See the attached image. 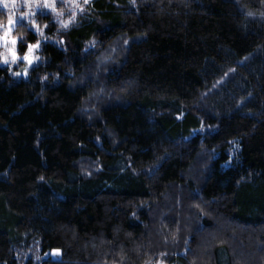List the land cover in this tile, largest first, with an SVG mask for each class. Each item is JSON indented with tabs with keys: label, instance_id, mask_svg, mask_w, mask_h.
<instances>
[{
	"label": "trees",
	"instance_id": "obj_1",
	"mask_svg": "<svg viewBox=\"0 0 264 264\" xmlns=\"http://www.w3.org/2000/svg\"><path fill=\"white\" fill-rule=\"evenodd\" d=\"M44 20L0 67V264H264V0Z\"/></svg>",
	"mask_w": 264,
	"mask_h": 264
},
{
	"label": "rangeland",
	"instance_id": "obj_2",
	"mask_svg": "<svg viewBox=\"0 0 264 264\" xmlns=\"http://www.w3.org/2000/svg\"><path fill=\"white\" fill-rule=\"evenodd\" d=\"M90 0H16V3L19 5L18 11L13 15L15 21L11 30L8 26V16L9 11L4 7L3 3H0V36H3L5 32H8L7 39L8 41L16 40L17 43L13 46L11 43H4L0 41V57L8 60V63H3L0 60V67L7 69L9 76L15 80H25L28 77V74L34 66L41 62L40 49L41 45L44 42H54L53 39L47 38L46 31L49 28V24L44 20L45 17L49 18L53 24H55L57 30L61 31L67 28L71 23L74 22L76 16L82 11L84 6ZM8 3H11V0H7ZM23 13L24 15H21ZM35 24L36 27H33ZM17 26H24L28 31H32L37 35V41L40 42V46L36 49H33L29 53L32 63L29 64L23 59L26 52H28V45L24 50L20 47V43L23 41L22 37L14 34V30ZM56 43L62 44V39L55 38ZM9 49L16 52L17 60L15 63L12 62L11 54ZM99 64H102L99 61ZM19 73V75H15ZM44 257L51 259H59V251L53 250L48 252Z\"/></svg>",
	"mask_w": 264,
	"mask_h": 264
},
{
	"label": "snow or ice",
	"instance_id": "obj_3",
	"mask_svg": "<svg viewBox=\"0 0 264 264\" xmlns=\"http://www.w3.org/2000/svg\"><path fill=\"white\" fill-rule=\"evenodd\" d=\"M11 2H15V0H11ZM85 2H87V0H85ZM0 3H3L4 4V7L6 8V4L8 3L7 0H0ZM15 21L12 18L8 19V26H9V30H11L12 26L14 25ZM2 27V26H0ZM33 27H36L35 24H33ZM7 36H8V32H5L3 36H0V41H3L4 43H11L13 46L16 45L17 41L16 40H11V41H8L7 39ZM40 46V42L38 41L36 44H29L28 45V52L25 53L23 59L25 61H27L29 64L32 63V59H30L29 57V53H31L33 51V49H36ZM10 51V54H11V59H12V62L15 63L16 60H17V55H16V52L9 49ZM0 60L3 61V63L7 64L8 63V60L7 59H4L3 57H0ZM15 75H19V73H15Z\"/></svg>",
	"mask_w": 264,
	"mask_h": 264
},
{
	"label": "clouds",
	"instance_id": "obj_4",
	"mask_svg": "<svg viewBox=\"0 0 264 264\" xmlns=\"http://www.w3.org/2000/svg\"><path fill=\"white\" fill-rule=\"evenodd\" d=\"M6 8H7L8 11H9L8 19H10V18L13 17V15L16 14V11H18V9H19V5L16 3V0H15V2L7 3V4H6ZM14 10H16V11H14ZM21 15H24V14L21 13Z\"/></svg>",
	"mask_w": 264,
	"mask_h": 264
}]
</instances>
